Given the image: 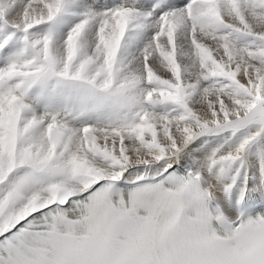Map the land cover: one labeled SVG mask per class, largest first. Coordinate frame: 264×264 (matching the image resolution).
Wrapping results in <instances>:
<instances>
[{
  "label": "snow or ice",
  "instance_id": "obj_1",
  "mask_svg": "<svg viewBox=\"0 0 264 264\" xmlns=\"http://www.w3.org/2000/svg\"><path fill=\"white\" fill-rule=\"evenodd\" d=\"M0 264H264V0H0Z\"/></svg>",
  "mask_w": 264,
  "mask_h": 264
}]
</instances>
